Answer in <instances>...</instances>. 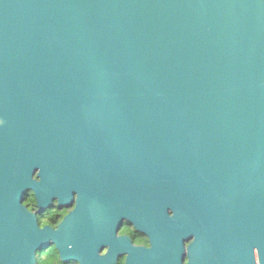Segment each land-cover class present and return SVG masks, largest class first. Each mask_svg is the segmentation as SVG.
Here are the masks:
<instances>
[{
	"label": "water",
	"instance_id": "obj_1",
	"mask_svg": "<svg viewBox=\"0 0 264 264\" xmlns=\"http://www.w3.org/2000/svg\"><path fill=\"white\" fill-rule=\"evenodd\" d=\"M35 172L78 194L63 260L172 264L184 227L264 264V0H0V264H36Z\"/></svg>",
	"mask_w": 264,
	"mask_h": 264
},
{
	"label": "flooded vegetation",
	"instance_id": "obj_2",
	"mask_svg": "<svg viewBox=\"0 0 264 264\" xmlns=\"http://www.w3.org/2000/svg\"><path fill=\"white\" fill-rule=\"evenodd\" d=\"M33 180L36 183V189H27L23 196L21 202L23 211L21 212L20 222L24 231H35V238L40 243V247L35 252L36 264H79L72 259L63 260L58 248L59 244L61 246L66 245L70 249L73 247L72 220L77 207L78 194L74 193L72 188L69 189L67 186L49 187L45 181L38 177V172H35ZM62 189H65L64 192ZM92 191L98 193L100 191L99 184H95ZM68 195L71 198L66 200ZM115 212L116 204L114 203L110 216L114 215ZM169 215H172V211H169ZM182 233L183 240L178 247L179 254H176L170 260L172 264L217 263V247L203 252L200 245L201 232L189 231L186 233L185 228L182 227ZM187 235L188 238H186ZM114 237H129L133 246L137 248L150 250L153 247L150 238L139 233L135 226L127 220L119 224L118 229L114 232ZM222 246L226 247V244H222ZM107 251L108 247H105V249L101 250L100 254L105 255ZM223 254L224 251H222L221 255ZM178 255L179 257H177ZM223 258L227 260L228 256L225 254ZM156 262L163 263V260H156ZM126 263V256L119 258L117 261V264ZM236 263L243 264V257H238Z\"/></svg>",
	"mask_w": 264,
	"mask_h": 264
}]
</instances>
